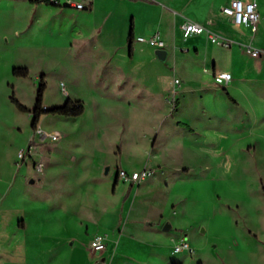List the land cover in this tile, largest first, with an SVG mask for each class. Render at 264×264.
<instances>
[{
  "label": "rangeland",
  "instance_id": "1",
  "mask_svg": "<svg viewBox=\"0 0 264 264\" xmlns=\"http://www.w3.org/2000/svg\"><path fill=\"white\" fill-rule=\"evenodd\" d=\"M25 1L0 0V264H102L110 254L114 264H264V68L240 73L252 81L234 99L198 82L214 57L218 67L232 52L253 60L246 29L207 26L232 49L177 32L165 60L152 61L146 42L131 59L111 45L119 38L50 37L45 23L56 32L60 17L45 16L30 43ZM68 100L83 114L54 115ZM145 168L153 174L140 184L118 178ZM96 234L108 238L104 255L90 251ZM183 240L192 252L175 254Z\"/></svg>",
  "mask_w": 264,
  "mask_h": 264
},
{
  "label": "crops",
  "instance_id": "2",
  "mask_svg": "<svg viewBox=\"0 0 264 264\" xmlns=\"http://www.w3.org/2000/svg\"><path fill=\"white\" fill-rule=\"evenodd\" d=\"M14 1L18 0H13V2ZM230 1L231 0H91L90 8L85 11L62 8L43 2L33 3L31 0H26L24 3H27V5L31 7L33 13V16L28 17L26 21L27 25L31 26L28 29V39L30 43L31 38H36L37 36L35 33V26L41 24L43 20H45V16H48L49 18L60 17L62 21H60L59 28L56 32L53 31L54 29L51 27V21H49L51 23L48 25L45 23L50 37L54 36L55 33L59 31L62 36L68 38V40L79 37L80 46L86 45L91 39H94L97 36L100 38L103 36L112 37L113 39L119 38L118 40L113 41L111 45L117 44V46L128 48L129 57L133 59L136 56V53H139V50H144L143 48L135 49V46L138 45V37H147L159 33L162 40L166 43L164 49L166 50L168 45L171 44L170 38L172 34L178 32L179 35L181 34L183 37L181 25L185 19H191L200 24L207 23L205 27L208 26L211 29H223L227 25H233L232 21L222 12V8L227 6ZM255 1L258 4L260 15L258 31L256 34H252L248 28L244 27L248 33V38L241 41L244 43H242V45L251 44L262 50V56L254 58L247 51H244L253 59L244 63L241 62L242 60L238 58L236 53L232 52L229 55L230 61L222 63L224 65L223 67H218V62H221L219 59H216L215 57L212 58L208 63L207 68L203 67V69H200V78L198 82L201 88L205 86V84H214L215 74L229 72L232 74V81L226 86V88L229 91L230 98L234 99L236 88L240 87L242 82L252 81V78L245 79L240 73L244 69H256L257 71L263 70L264 61H260V63L258 59L264 58V0ZM217 5L219 10L215 9ZM37 11L41 13L43 16L42 18L35 15V12L37 13ZM68 42L70 43V41ZM234 44L229 49H232ZM182 46L183 45H181V47ZM147 49L150 52L151 60L155 61L158 58L155 54L158 49L152 46H147ZM180 53L186 56L192 54L197 57L200 54V48L198 46L191 49L182 47ZM178 80L180 81V79ZM178 85L181 87L182 81H180V84ZM173 86H177L175 81ZM183 93H185L184 90ZM121 98L122 97L120 96H116L113 100L117 102V100L122 101V99H125ZM160 117L162 120L164 117L176 120L178 123L176 125L178 127H180V123L184 122L174 115L164 113L163 108L160 111ZM255 147L257 148V146ZM127 172L131 173L137 171L127 170ZM148 228H150V226H148ZM151 229H156V227ZM117 242L120 246L125 241L121 238L120 240L118 239ZM107 244L109 247L108 239ZM106 251H104L102 255L106 254ZM100 260L102 261V264H114L115 258L113 257V254H110Z\"/></svg>",
  "mask_w": 264,
  "mask_h": 264
},
{
  "label": "built area",
  "instance_id": "3",
  "mask_svg": "<svg viewBox=\"0 0 264 264\" xmlns=\"http://www.w3.org/2000/svg\"><path fill=\"white\" fill-rule=\"evenodd\" d=\"M43 3L71 8L77 11H85L90 8L91 0H40ZM222 12L227 16L233 24L248 28L252 34H256L259 26V10L258 4L255 0L244 1V0H231L227 6L222 8ZM181 30L184 38H189L194 35L207 34L211 42L224 48H231L234 42L228 38L215 34L204 25L193 21L191 19H185L181 25ZM138 42H146L150 46L157 48L158 50H164L166 43L160 37L159 33L144 37H138ZM245 50L254 58L262 56V50L252 46L251 44L244 45ZM232 81V74L229 72H220L215 74V82L221 86H227ZM175 84H180L178 79L175 80ZM49 136V135H48ZM53 140H59V135L51 134ZM23 157V152L20 153ZM37 169L42 172L43 165H38ZM153 174V170L148 168L143 169L141 172H127L120 170L118 178H121L127 183H141ZM107 236L104 234H96L90 242V251L92 254H102L106 250ZM186 250L191 251V247L188 242L183 240L182 242L175 245L173 252L179 253ZM192 252V251H191Z\"/></svg>",
  "mask_w": 264,
  "mask_h": 264
},
{
  "label": "trees",
  "instance_id": "4",
  "mask_svg": "<svg viewBox=\"0 0 264 264\" xmlns=\"http://www.w3.org/2000/svg\"><path fill=\"white\" fill-rule=\"evenodd\" d=\"M31 2L41 3L40 0H31ZM20 73H22L20 70L15 69L14 74H20ZM27 73H28L27 70H24L23 75L26 76ZM41 91H42V88L40 89L37 107H36L35 112H34L35 113V118H34V123H33L34 127H36V124H37L39 117H40V112H38V108H39L40 103H41V97H42ZM18 105L21 109H24L20 104H18ZM52 112L54 115H59V116L66 117V118H77L83 114L84 107L82 106V104L74 105L70 100H68L63 106L54 108L52 110Z\"/></svg>",
  "mask_w": 264,
  "mask_h": 264
},
{
  "label": "water",
  "instance_id": "5",
  "mask_svg": "<svg viewBox=\"0 0 264 264\" xmlns=\"http://www.w3.org/2000/svg\"><path fill=\"white\" fill-rule=\"evenodd\" d=\"M155 54L157 55V57L160 59V60H165L168 56V53L166 50H157L155 52ZM33 182V181H32ZM171 229V225L170 224H167L165 227H164V230L165 231H169Z\"/></svg>",
  "mask_w": 264,
  "mask_h": 264
}]
</instances>
